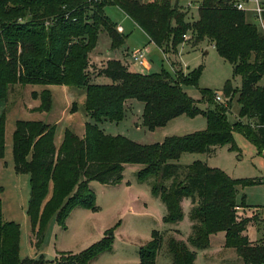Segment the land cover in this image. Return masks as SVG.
<instances>
[{
  "label": "trees",
  "instance_id": "trees-1",
  "mask_svg": "<svg viewBox=\"0 0 264 264\" xmlns=\"http://www.w3.org/2000/svg\"><path fill=\"white\" fill-rule=\"evenodd\" d=\"M239 3L246 0H202L198 20L191 23L172 0H0V104L7 101L10 87L18 84L81 87L87 95L85 110L90 121L85 124V135L79 137L66 130L60 147L55 144V126L41 121L16 124L15 170L30 175L28 217L38 244L56 212L59 225L65 229L76 208L97 210L91 182L118 185L126 165H141L138 180L155 179L152 191L166 205V222L179 223L184 214L182 202L189 198L192 203L190 245L170 238L167 246L171 264H196L193 249L209 248L211 238L218 233H225V247L234 249L243 264H264V241L252 242L246 235L248 226L258 217L241 218L238 213L239 208L247 207L244 199L238 201L239 189L258 181L233 179L201 161L178 164L183 154L212 156L225 145L236 150V131L264 154V84L260 85L264 77V32L257 15L254 23L246 10L237 8ZM112 6L129 16L162 50L175 51L188 32L196 45L209 41L233 66L234 76H242V87L235 89L227 81L223 89L226 104L222 98L217 101L219 95L211 90H202L210 106L203 110L183 91L185 85H198L201 69L189 75L175 72V77L165 71L143 74L131 71L120 60H112L90 73V55L100 30L107 32L111 50H120L126 43L118 25L106 14V8ZM262 8L264 19V5ZM98 77L109 78L112 83H96ZM237 94L239 116L247 123L231 126L227 109ZM33 96L41 101L38 112L51 111L50 90ZM129 100L145 104L143 124L149 130L181 116H203L207 127L150 145L105 134L100 124L123 121ZM5 123L3 114L0 159L5 155ZM113 242V234L108 231L101 242L55 262L91 264L110 251ZM163 243V236L154 232L152 240L139 250V264H157ZM0 264H44L42 259H21L20 227L3 220L1 202Z\"/></svg>",
  "mask_w": 264,
  "mask_h": 264
},
{
  "label": "rangeland",
  "instance_id": "rangeland-1",
  "mask_svg": "<svg viewBox=\"0 0 264 264\" xmlns=\"http://www.w3.org/2000/svg\"><path fill=\"white\" fill-rule=\"evenodd\" d=\"M155 0H142L143 3ZM202 0H172L173 5L187 13V21L193 23L198 20L199 7ZM260 6L264 0H258ZM250 20L257 23L255 10L256 0H246L244 7ZM106 14L119 24L123 14L114 7H109ZM120 23L124 28L126 43L121 51L111 50V40L105 30H100L98 42L90 55L93 73L101 69L112 60L122 61L130 70L149 74L148 68L134 63L131 58L125 59L122 51L133 52L143 48L151 51V73L165 71L175 77V72L189 75L194 70L201 69L198 85H185L183 91L196 102L199 108H209V103L202 95V90H211L221 96L226 104L223 89L227 81H231L235 89L242 87V76H234L233 66L217 53L209 41L196 45L191 32L183 37V42L174 50H163L149 43L148 35L137 28L130 20ZM157 48V49H156ZM148 50V51H149ZM93 61V62H92ZM99 84H110L106 77L95 79ZM264 84V77L260 85ZM50 90L52 95V109L49 112H38L41 101L34 99L33 93L40 94ZM86 90L81 87L63 85H14L8 92L7 101L0 104V116L6 117L5 155L0 159V202L3 209V220L13 222L20 227V257L21 259L40 260L44 264H56V260L69 254H78L94 244L101 242L106 233L111 231L114 242L110 251L100 255L91 264H139V250L146 246L154 232L164 238L157 264H171L167 242L175 237L188 245L192 233L191 209L189 198L182 202L183 219L176 224L165 221L167 208L161 198L153 194L155 179L141 182L137 173L141 165H126L122 181L115 186L91 182L90 188L96 196V211L76 208L72 211L63 229L54 214L42 241L32 237V228L28 217V206L31 198L30 175L17 173L13 158V143L16 124L18 121H41L56 127L55 144L57 147L63 142L66 130L74 132L79 137L85 135V124L90 121L85 110ZM238 94L232 99L227 109V121L231 126L238 122L247 123L240 118V104ZM216 102V100H214ZM145 104L138 100H129L126 105L125 119L121 122H103L100 124L105 134L123 136L141 145L161 143L167 137L184 136L203 131L207 127L203 116L189 118L181 116L173 119L165 126L149 130L143 124ZM237 149L225 145L217 149L212 156L207 154H184L178 161L182 166H188L195 161H201L211 168L224 171L236 180H255V185L240 188L238 201L244 199L245 215L257 216L249 229L252 241L264 239V154L246 139L240 132H234ZM159 180L157 181V183ZM169 184V183H168ZM51 191V190H50ZM238 209V213H242ZM241 215V214H240ZM245 218L244 216H240ZM34 239V240H33ZM38 244V245H37ZM193 249L192 247H190ZM196 254V264H243L236 251L225 247V233H218L211 238V245L207 249H193Z\"/></svg>",
  "mask_w": 264,
  "mask_h": 264
},
{
  "label": "built area",
  "instance_id": "built-area-1",
  "mask_svg": "<svg viewBox=\"0 0 264 264\" xmlns=\"http://www.w3.org/2000/svg\"><path fill=\"white\" fill-rule=\"evenodd\" d=\"M237 8L239 10H246L244 7V3H239L237 5ZM263 8L262 6H260L259 4H257V8L255 10V14L257 15V19H258V23L259 26L261 28V30L264 32V19H263ZM118 31L119 32H123V28L122 27H118ZM187 38V36H185ZM147 55H148V50L146 48H143L141 50H137L135 52L132 53L131 55V59L134 63H137L139 65L144 66L145 68H147ZM217 101L221 100V97L218 96L216 98Z\"/></svg>",
  "mask_w": 264,
  "mask_h": 264
},
{
  "label": "crops",
  "instance_id": "crops-1",
  "mask_svg": "<svg viewBox=\"0 0 264 264\" xmlns=\"http://www.w3.org/2000/svg\"><path fill=\"white\" fill-rule=\"evenodd\" d=\"M257 4H259V2H258V0H256V5ZM260 5V4H259ZM112 7H114V6H112ZM109 8V7H108ZM114 8H117L118 10H120L121 11V13L123 14V17L121 18V22H119V24H117L118 25V27H122V25H120V23H126L127 21L126 20H130V22H132V24H134L137 28H139L136 24H135V22L129 17V16H127L121 9H119L118 7H114ZM245 9H246V11H247V7H246V4H245ZM106 10H107V8H106ZM107 13V12H106ZM123 28V27H122ZM139 29H141V28H139ZM142 30V29H141ZM124 32H125V30H124V28H123V32L121 33V34H124ZM149 40H150V38H149ZM149 43L151 44V45H154V46H156L154 43H151L150 41H149ZM157 47V46H156ZM123 48V47H122ZM158 49H160L162 52H163V50L161 49V48H159V47H157ZM156 48V49H157ZM215 49V48H214ZM149 50V49H148ZM117 51H121V50H117ZM117 51H115V52H117ZM124 54H123V56H124V58L125 59H127V58H131V54H129L128 53V51H122ZM163 54H165L164 52H163ZM150 55H151V51L149 50L148 51V55H147V64H149L150 65V59H151V57H150ZM132 60V59H131ZM93 62V61H92ZM122 62V61H121ZM148 68V72L149 73H151V71H152V67L151 66H148L147 67ZM132 71V70H131ZM136 72V71H135ZM140 73H142V72H140ZM184 155V154H183ZM239 210H242L243 212L242 213H240L242 216H244L245 218H250L248 215H245V210H244V208H239ZM239 214V215H240ZM240 215V216H241ZM251 225H253V224H250L249 226H248V228H247V231H246V235L249 237V229H250V227H251ZM250 239V238H249ZM252 241V240H251ZM261 241H264V239L263 240H261ZM252 242H255V241H252Z\"/></svg>",
  "mask_w": 264,
  "mask_h": 264
}]
</instances>
